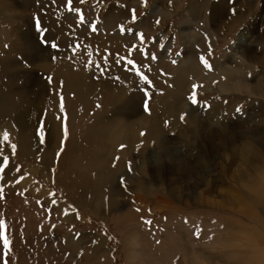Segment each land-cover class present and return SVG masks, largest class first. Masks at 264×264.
Wrapping results in <instances>:
<instances>
[{
    "label": "rangeland",
    "instance_id": "rangeland-1",
    "mask_svg": "<svg viewBox=\"0 0 264 264\" xmlns=\"http://www.w3.org/2000/svg\"><path fill=\"white\" fill-rule=\"evenodd\" d=\"M29 2L0 10V27L55 51L39 54L44 69L34 57L6 74L0 52V138L16 147L0 152V264H264V103L218 80L222 67L246 77L254 54L248 83H264V0ZM119 5L123 17L106 16ZM176 113L229 132L187 134Z\"/></svg>",
    "mask_w": 264,
    "mask_h": 264
},
{
    "label": "bare ground",
    "instance_id": "bare-ground-1",
    "mask_svg": "<svg viewBox=\"0 0 264 264\" xmlns=\"http://www.w3.org/2000/svg\"><path fill=\"white\" fill-rule=\"evenodd\" d=\"M13 1V0H12ZM9 1V0H1V6H0V10H4L5 11V15L7 16V14L9 13V14H11L12 15V17L14 16V15H16L17 13H19V14H24L25 12H27L28 11V9H32V7H34L33 9H35V5L33 4V3H31V2H29V0H27L26 2H18V1ZM69 1V0H68ZM76 1H78V2H80V0H70V2L68 3V6H70V4L71 3H75ZM11 2L13 3V5L14 6H12V4H11ZM27 2H28V4H30V5H28L27 4ZM17 5H20V8H21V6L22 5H27V7H25V6H23V9H19L18 7L19 6H17ZM17 6V9H18V11L19 12H17V13H15V11H14V9L13 8H15ZM122 7H121V5H119L118 7H117V9L116 10H110V11H108V14L106 15L107 17H110L111 15H115L114 13H112L113 11H115V12H120V13H118V15L120 14L122 17L124 16V13H125V11H124V9H121ZM37 9V8H36ZM70 9H71V6H70ZM70 9H69V11H70ZM121 9V10H120ZM21 12V13H20ZM157 12V11H156ZM160 11L158 10V13H159ZM69 13V15H70V17L72 16V17H77V16H81V13L79 12V11H71V12H68ZM14 14V15H13ZM26 14V13H25ZM109 15V16H108ZM117 15V14H116ZM14 18H16V17H14ZM3 19H5L4 17H3ZM6 20V19H5ZM5 20H3V21H5ZM43 20V19H42ZM31 21V20H30ZM53 22V21H52ZM90 26L91 25H94V21H93V19L92 20H90V21H88L87 22ZM30 24H31V22H30ZM6 25V24H5ZM6 27V26H5ZM16 28V30L15 29H13V28H11V27H6V28H1L0 27V39L1 40H5V44H6V46L5 47H2V44H0V50L1 51H4L5 53H7V56L9 57V58H11V61H8V63H4V61H3V66H2V69H4V71H5V74L7 73V71H6V68L8 69V67H13V62H15V61H17V64H19V66H20V68L17 66V68L19 69V70H17L15 67V70L16 71H22V72H24V71H26V69H28V68H26L25 66H22V64H21V61H22V59L23 60H25L26 62H27V60H29L30 58H34L35 57V59H33L32 60V62H33V65H30L31 66V68L32 67H37V65L39 64V68H45L46 66H45V64L43 63V61L44 62H46V58H44L42 55H39V54H49L48 52H51V53H53L54 51L52 50H50V49H54V48H52V47H49L50 49H48V47H43V46H40V48H37L38 47V45L37 44H35L33 41H34V38L33 37H31V35H33V34H28V35H26V32H21L20 31V33H19V29H20V27H15ZM29 29V28H28ZM18 33H19V35H18ZM29 33H31L30 31H29ZM54 37V36H53ZM18 39H24L22 42H20V43H15V41L16 40H18ZM1 40H0V42H1ZM27 42H28V48H29V46L30 45H32L33 46V48L28 52V53H24V54H21L20 56V59L21 60H19V58H17V56L18 55H15V54H10L11 53V51H14V52H16L15 50H16V47L17 48H22L23 47V45L24 44H27ZM32 43V44H31ZM20 52H22V50L20 51ZM54 54V53H53ZM37 57H42L43 58V60H42V62H40L39 60H40V58H37ZM39 59V60H38ZM250 59H252V60H249V66L247 67V68H245L246 70H247V76L246 77H243L242 75L244 74V72L242 71V73L240 72V73H237L236 75H232V71H230V69L229 68H227V67H222V70L225 72V77L224 78H219L218 80H219V82H220V85L222 86V87H224V88H227L228 87V85H226V83H227V79H229L230 77H231V79L233 78L234 79V84H232V87L233 88H235V89H239V87L240 88H245V90H243V92L244 93H246V94H250V95H254V96H256V97H258V98H262L263 99V103H264V83H263V81L261 80V78H260V75L258 76V77H256L255 78V80H256V82H255V84H251V83H248V81L250 80V77H251V75H250V71H248V69L249 70H251L252 72L253 71H256V69H257V67L259 66V62H258V60H255L256 59V55H254V54H252L251 56H250ZM235 61H236V59H235ZM29 63V62H28ZM2 65V64H1ZM47 65V64H46ZM220 66V65H219ZM250 67V68H249ZM240 68V65L237 67V69H239ZM32 70V69H31ZM48 70V69H47ZM11 71V70H10ZM28 71V70H27ZM82 72H84L83 70H81V72H80V74H82ZM237 72V71H236ZM257 73V72H256ZM4 73H3V71H2V73H0V76L1 77H3L4 75H5ZM259 74V73H258ZM83 75V74H82ZM218 75V74H217ZM61 76V75H60ZM72 77H73V74L71 75ZM212 76V75H211ZM1 77H0V83H2V81H1ZM84 77V76H83ZM223 77V76H222ZM212 78H216V73H215V75L213 74V77ZM73 79V78H72ZM75 79V78H74ZM10 80V79H9ZM254 80V79H253ZM4 81V80H3ZM71 81V80H70ZM73 82H75V81H73ZM72 83V82H71ZM229 83V82H228ZM37 85V84H36ZM258 86H262V88L261 89H256V87H258ZM80 87H81V84H80ZM37 88V87H36ZM41 88H42V90H44L43 89V86L41 85ZM83 89H84V87H82ZM81 89V88H80ZM79 89V90H80ZM82 89V90H83ZM42 94L44 93V92H41ZM90 93V92H89ZM77 94V93H76ZM128 94V93H127ZM50 95V92H49V94L47 95V97ZM80 95V94H79ZM137 95V94H136ZM125 96V95H124ZM76 97V96H75ZM158 98H160V96L158 97ZM39 99V98H38ZM46 99V98H45ZM125 99V98H124ZM129 99V98H128ZM119 100V99H118ZM133 100V99H132ZM3 101V100H2ZM131 101V100H130ZM180 101V100H179ZM119 102H120V100H119ZM124 102V101H123ZM125 102H126V100H125ZM129 102V101H128ZM1 103V102H0ZM127 103V102H126ZM176 103V102H175ZM175 103L174 104H172V105H175ZM181 103V102H180ZM255 103V102H254ZM29 104V103H28ZM31 104V103H30ZM30 104H29V106H30ZM40 104V103H39ZM39 104L38 103H33L32 105H31V108L33 109L35 106H39ZM176 104H178V103H176ZM43 105V104H42ZM123 105H125V103L123 104ZM258 105H262V102H260V103H258ZM41 106V105H40ZM44 106V105H43ZM119 106V105H118ZM121 106H122V104H121ZM127 106V105H126ZM263 106V105H262ZM133 107V106H132ZM138 107V106H137ZM42 108V107H41ZM134 109V108H133ZM118 110H120V108L118 109ZM139 110V109H138ZM121 111V110H120ZM134 111V110H133ZM132 111V112H133ZM140 111V110H139ZM70 112H72V111H69V113ZM118 112V111H117ZM135 112V111H134ZM112 113H114V112H112ZM127 113V112H126ZM138 113V112H137ZM15 115H18V113H14ZM71 114V113H70ZM69 114V115H70ZM172 114H174V112L172 113ZM249 114H251V113H249ZM49 115V114H48ZM111 115H113V114H111ZM176 115V117L178 118L177 120H179V122L180 123H175V124H177L178 126H179V128L178 129H180L181 128V126H183L182 125V123H183V120L185 121V119H181V116H180V114H178V113H176L175 114ZM46 116V115H45ZM130 116V115H129ZM173 116V115H172ZM49 117V116H48ZM70 117H71V115H70ZM122 117H124V116H122ZM131 118H132V114H131V116H130ZM176 117H175V119H176ZM102 118V117H101ZM174 118V117H173ZM190 118H191V120L192 121H195L196 119L193 117V116H190ZM73 119V118H72ZM260 119V118H259ZM185 124V123H184ZM222 125V127H220ZM184 127V129H186V132H187V134H189V133H192V132H197V131H200L201 133H209V134H214V133H223V131L222 130H224V133H228L227 132V130L228 129H226V125H223V124H220V123H211V124H209V125H205V127H204V125L203 126H201L200 124L198 125V123H188V125L185 127V126H183ZM194 127V128H193ZM218 127H220L222 130H220V128H218ZM228 127V126H227ZM109 128V127H108ZM193 128V129H192ZM256 128L258 129V130H261L262 131V134L264 135V117L263 118H261V121H259L258 122V124L256 125ZM129 129V128H128ZM183 129V130H184ZM106 130H108V129H106ZM182 130V129H181ZM185 132V133H186ZM129 133V132H128ZM211 147H212V150H216V151H218V150H222L223 149V145L222 144H213V145H211ZM20 148V147H19ZM19 152H21L20 150H18ZM232 153V152H231ZM234 154H235V157L233 158V162L234 161H236V159H237V153L236 152H234ZM233 154V155H234ZM243 156L245 157V154H243ZM255 159L257 160V161H264V157H262V156H260V155H255ZM248 162H251V160H248ZM196 163H198V162H196ZM196 163H188V162H185V161H183V162H181V164L180 165H182V167H181V169L182 168H186V171H189L190 173H192V174H196L197 172H196V170L194 169V167H193V165H196ZM199 164V163H198ZM209 164V163H208ZM231 165H232V159H231V163H230ZM191 165V166H190ZM228 165V164H227ZM202 166V165H201ZM180 169V170H181ZM196 169H198V168H196ZM220 170V169H219ZM184 171H185V169H184ZM250 171L251 172H257V171H259L258 169H257V167H253V168H251L250 169ZM220 173L224 176L225 175V177H227L228 179H230V177H232V173H229V168H227V167H223L222 169H221V171H220ZM202 176V175H201ZM204 176V175H203ZM203 176H202V178H203ZM200 177V176H199ZM199 181V180H198ZM247 188V187H246ZM263 189V187H261V188H259V190H262ZM239 190H241V189H239ZM246 190V189H245ZM245 190H244V193H245ZM243 193V192H242ZM230 197H231V199H232V194L230 195ZM234 197V196H233ZM241 197V196H240ZM234 199H235V197H234ZM252 199V198H251ZM203 200V199H202ZM205 201V200H204ZM203 201V202H204ZM207 201V200H206ZM226 201H227V199H226ZM237 201V200H236ZM235 201V202H236ZM196 202V201H195ZM202 202V203H203ZM208 202V201H207ZM210 202V204H211V201H209ZM213 202V201H212ZM230 202V201H229ZM228 202V203H229ZM170 203V202H169ZM193 203V202H192ZM201 203V202H200ZM209 204V205H210ZM213 204V203H212ZM214 204H215V202H214ZM215 205H217V203L215 204ZM196 206H198V205H196ZM207 206V205H206ZM224 206V205H223ZM230 206H231V204H230ZM229 206V207H230ZM217 207V206H216ZM225 207V206H224ZM221 208H223V207H221ZM231 209V208H230ZM261 212L262 213H264V209H262L261 210ZM256 220H257V224L260 222V219L258 218V217H256ZM186 226V225H185ZM259 228L261 229V231L262 232H264V227H262V226H259ZM256 231H257V229H256ZM251 233V232H250ZM250 235H253V236H250ZM249 237H260V238H263V236H261V235H259V234H256L255 235V233L254 232H252V234H249L248 235ZM253 239H255V238H253ZM231 242H232V240H231ZM232 244V243H231ZM250 247H252L253 249H256L260 244L255 240L254 242H248L247 243ZM261 246V245H260ZM263 247V246H262ZM262 249V248H261ZM256 251H258V249L256 250ZM262 251V250H261ZM260 252V251H259ZM194 254H195V252H194ZM192 255V254H191ZM193 256H195V255H193ZM259 260V259H258ZM261 260H264V254H263V257H262V259Z\"/></svg>",
    "mask_w": 264,
    "mask_h": 264
},
{
    "label": "crops",
    "instance_id": "crops-1",
    "mask_svg": "<svg viewBox=\"0 0 264 264\" xmlns=\"http://www.w3.org/2000/svg\"><path fill=\"white\" fill-rule=\"evenodd\" d=\"M0 52H4V51H0ZM45 134H46V132L44 130H42L41 125H37L36 130H35V135L37 136V139H40L41 135H45ZM9 136H10V133L8 134L7 139H5L4 134L1 136V138H0V144H1L0 152H3L6 155L11 154L12 158H14V157H16V155H15V150H16L15 145H13V143H10L11 145H9V147L7 149H5L4 146H2L5 143H8ZM45 139H46V136H45Z\"/></svg>",
    "mask_w": 264,
    "mask_h": 264
},
{
    "label": "snow or ice",
    "instance_id": "snow-or-ice-1",
    "mask_svg": "<svg viewBox=\"0 0 264 264\" xmlns=\"http://www.w3.org/2000/svg\"><path fill=\"white\" fill-rule=\"evenodd\" d=\"M38 27H39V25H37ZM53 47H56V45H52ZM201 59H203V58H201ZM192 103H196V100L194 99V98H192ZM61 107H62V105H61ZM181 119H183V117H181ZM7 136H8V134L7 133H5L4 134V137H5V139H7ZM14 147V146H13Z\"/></svg>",
    "mask_w": 264,
    "mask_h": 264
}]
</instances>
